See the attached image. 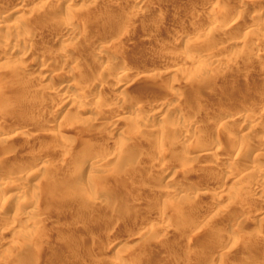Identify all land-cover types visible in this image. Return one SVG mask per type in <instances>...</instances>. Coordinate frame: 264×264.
<instances>
[{
  "label": "rangeland",
  "instance_id": "374dc122",
  "mask_svg": "<svg viewBox=\"0 0 264 264\" xmlns=\"http://www.w3.org/2000/svg\"><path fill=\"white\" fill-rule=\"evenodd\" d=\"M132 1L77 0L69 5L71 14L67 10L72 16L41 8L19 10L7 17V23L20 19L28 37L37 31L34 34L43 39L30 45H24L25 39L20 41L21 47L30 46L27 51L31 44L35 49L29 50L26 61L0 60V181L8 186L0 190V209L4 194L13 193L12 199L23 201V208L11 207L3 215L6 219L2 216L0 264H264V233L258 234L264 224V195L258 197L262 176L244 174L253 167L264 169V158L256 156L264 151V122L252 130L248 125L257 121L238 118L224 123L221 118L230 110L264 111V43L258 36L264 32L258 28L264 26V0ZM12 2L0 0V8L12 7ZM142 9L147 15L138 14ZM69 17L78 20L73 22L78 28L72 39L63 37L57 23L59 19L71 21ZM41 21L47 27H43L44 32ZM215 21L220 25L217 29H225V39L237 42L225 52L226 65L222 63L221 70L231 66L226 74L219 70L224 75L216 70L220 65L214 68L218 72H202L185 63L195 54L213 67L214 54L223 49L219 41L225 42L209 34L210 22ZM0 46L5 45L0 42ZM4 48L8 55L9 46ZM60 48L67 49V54H61ZM99 48L101 53L121 60L118 66L123 65L127 75L120 76L118 66L106 63ZM78 59L84 62L82 66L74 64ZM171 65L182 72L169 71ZM52 76L61 90L78 91L82 102L98 101V119L80 104L70 110V103L62 96L42 91ZM124 84L129 85L128 93L122 92ZM167 87L182 96L174 107L178 113L196 105L199 113L189 121L204 126L202 142L182 144L185 139L170 126L171 121H163L162 115L150 110L152 104L168 99ZM126 94L145 110L129 113L128 123L121 128L126 130L124 137L116 134L110 140V121L119 113L117 106ZM221 107L228 113L214 114ZM207 111L214 116L207 117ZM56 119L60 123L50 127ZM141 120L146 127L164 128L151 136L147 128L137 126ZM191 129L192 136L196 132ZM52 133L60 137L50 136ZM64 137L69 138L68 144L62 143ZM119 138L133 140L135 152L120 150ZM210 144L222 148L224 157L214 169L210 167L212 157L194 160L189 150H203ZM86 145L91 149L84 150ZM109 147L122 152L119 158L110 157L102 167L91 166L92 158L106 159ZM159 169L164 173L157 178ZM82 172L92 174L91 186L78 180ZM228 172L232 175L229 178ZM16 181L28 190L19 191ZM176 185L184 188L183 196L170 193ZM96 190L106 194L104 203L96 205L92 195ZM47 196L50 198L45 200ZM34 218L42 221L37 223ZM17 224L22 225L24 234L16 233L13 227ZM121 235L127 240L123 242ZM232 239H237V245L231 244Z\"/></svg>",
  "mask_w": 264,
  "mask_h": 264
},
{
  "label": "bare ground",
  "instance_id": "6f19581e",
  "mask_svg": "<svg viewBox=\"0 0 264 264\" xmlns=\"http://www.w3.org/2000/svg\"><path fill=\"white\" fill-rule=\"evenodd\" d=\"M75 1H77V0H59V1H54V0H29V1H26V0H13V6H12V4H11V6L12 7H8V8H0V28H5L6 30L5 31H3V32H0V42H3V45H5V46H9V52H8V55L5 53V46H0V60L1 59H9V58H11V59H14V58H16L17 60H19V61H21V62H23V61H26L27 60V58H28V56H29V50H32L31 48H33L34 46H33V44H31L32 46H31V48L27 51L26 49H28V48H24V46H20V41L22 40V39H25L26 40V42L24 41V45H26V43L28 44L29 42H36V40H41V39H43L41 36H40V34L39 33H37V34H34V33H36L37 31H35L34 33H33V35H30V37H28L27 35H26V33L24 32L25 30L23 29L24 28V24H22V22L20 21V19H16V20H14L13 22H11V23H7L6 22V19H7V17H9L11 14H13L14 12H16V11H19V10H31L32 12H34V10H39V9H41V8H47V12L49 11H58L59 10V12L61 11V12H64L65 11V13L67 12L68 13V11L70 12V14H71V12H72V10L70 11V9L71 8H69V5L71 4V3H73V2H75ZM219 1V0H218ZM222 1V0H221ZM132 2H134L135 4L136 3H141L142 4V2H140V0H134V1H132ZM151 2V1H150ZM10 3V2H9ZM106 3V2H105ZM153 3H155V2H153ZM241 3V2H240ZM244 3V2H243ZM249 3V2H248ZM108 4V3H107ZM156 4V3H155ZM238 4V3H237ZM242 4V3H241ZM259 4H260V2H259ZM101 5V4H100ZM147 5H149V4H147ZM154 5V4H153ZM153 5H152V7L151 8H153ZM71 6V5H70ZM103 7L105 6V5H102ZM111 5L109 4V7H110ZM136 6V5H135ZM149 7V6H148ZM155 7V6H154ZM106 8V7H105ZM111 9H113L114 7L113 6H111L110 7ZM109 8V9H110ZM157 8V7H156ZM108 9V10H109ZM45 10V9H44ZM44 10H41V11H44ZM68 10V11H67ZM149 10V9H148ZM40 11V10H39ZM137 11V10H136ZM153 11V10H152ZM160 11V10H159ZM260 11V10H259ZM46 12V13H47ZM151 12V11H150ZM231 12V11H230ZM239 12V11H238ZM66 13V14H67ZM138 13V12H137ZM145 13H148V12H146L144 9H142V11L141 12H139L138 14L139 15H142V14H144V15H147V14H145ZM153 13H155V12H153ZM158 13V12H157ZM164 13V12H163ZM191 13V12H190ZM69 14V13H68ZM69 14V16H72V15H70ZM238 14V13H237ZM46 15V14H45ZM47 15H48V13H47ZM234 15H236V14H234ZM134 16H138L137 14H136V12H135V15ZM155 16V15H154ZM52 17V16H51ZM232 17V16H231ZM46 18H48V17H46ZM59 18V17H58ZM138 18V17H137ZM62 19V18H61ZM66 19V18H65ZM69 19H71V17H69ZM68 19V20H69ZM43 20V19H42ZM45 20H47V19H45ZM49 20V19H48ZM47 20V21H48ZM73 20V18L71 19V21L69 22V21H66L65 23L63 22V20H62V22H63V24H62V22L60 21V19H59V22H57L58 23V27L59 26H62V27H60V28H62V30L59 28V30H61L62 31V34H63V37H66V38H74L75 37V34H76V30H77V28L75 27V24L74 23H77V21H72ZM31 21V20H30ZM65 21V20H64ZM34 22H35V19H34ZM50 22V21H49ZM55 22V21H54ZM60 22H61V24H60ZM74 22V23H73ZM35 23H37V21L35 22ZM35 23H33V24H35ZM47 23V22H46ZM56 23V24H57ZM28 24V23H27ZM30 24V23H29ZM38 24V23H37ZM30 25H32V24H30ZM50 25V24H49ZM53 26H56L57 27V25H55V24H52ZM211 25V26H210ZM210 25H209V28H210V31H209V34L212 36V37H214L213 35H217L216 37H218V38H221V39H225V29L223 30V31H220V29H217V25H219V24H217V22L215 21V22H210ZM42 26V27H41ZM46 26V24L44 23V21L42 22L41 21V24H40V27L41 28H47V27H45ZM77 26V25H76ZM220 26V25H219ZM27 27V26H26ZM34 27V26H33ZM35 28H37V25H36V27ZM44 28H43V30H42V32H44ZM208 28V29H209ZM221 28V27H220ZM258 28H262V29H264V26H263V24H261V25H259L258 26ZM39 28H37L36 30H38ZM229 29V28H228ZM1 30V29H0ZM22 30H24V31H22ZM28 30V29H27ZM32 30V29H31ZM57 30V29H56ZM222 30V29H221ZM231 30V29H230ZM41 31V30H40ZM61 31H60V34H61ZM228 31V30H227ZM33 32V31H32ZM31 32V33H32ZM39 32V31H38ZM42 32H40L41 34H42ZM59 32V31H58ZM227 33V32H226ZM30 34V33H29ZM59 34V35H60ZM61 34V35H62ZM45 35V34H44ZM44 35H43V37H44ZM60 35V36H61ZM77 35V34H76ZM259 37H261V41H263V43H264V32L262 33V34H260V35H258ZM41 37V38H40ZM209 37V36H208ZM215 37V38H216ZM56 38V37H55ZM217 38V39H218ZM51 39V38H50ZM208 39V38H207ZM47 40V39H46ZM180 40V39H179ZM219 40V39H218ZM182 41V40H181ZM203 41H205V40H203ZM217 41V40H216ZM175 42V41H174ZM220 42V43H219ZM219 42H216L217 43V46H218V43L219 44H221V46L223 47V49L220 47L219 49H222V50H219L220 52H216L215 54H214V63H213V67H211V66H208V65H205L204 63H202L201 62V59H200V55H195V54H190L188 57H187V59H186V61H185V63L187 64V65H191V66H193L192 68H194V67H198V70H200V71H202V72H207V71H211V70H215L214 68H216V67H218L219 65V68L218 69H216V70H221V65H222V63L223 64H225L224 63V61H226V51H227V49L228 48H230L231 46H234V44L235 43H237V42H235V41H230V40H228V38L227 39H225V42L223 41V43H221L222 41L220 40ZM240 42V41H239ZM171 43H173V42H171ZM215 43V44H216ZM35 44V43H34ZM175 44H177V43H175ZM178 44H180L179 42H178ZM28 45H30V43L28 44ZM224 45V46H223ZM36 46H38V45H36ZM260 46V45H259ZM67 47V46H66ZM103 47V48H102ZM101 48H102V50L104 49V47L105 46H102ZM96 48V47H95ZM101 48H99L100 50V53H99V55L106 61V63H109L111 66H118V64L120 63V61L118 60V58H113V57H111L109 54L107 55V54H103V53H101ZM233 48V47H232ZM231 48V49H232ZM34 49V48H33ZM40 48L39 47H37V49L36 50H39ZM43 49V48H42ZM61 49V48H60ZM97 49V48H96ZM230 49V50H231ZM88 50V49H87ZM229 50V51H230ZM33 51V50H32ZM34 51H35V49H34ZM58 51H59V49H58ZM86 51V50H85ZM29 52V53H28ZM60 52V51H59ZM67 52H68V50L67 49H61V54H67ZM83 52V51H82ZM87 53H88V51H86ZM91 51L89 50V53H90ZM103 52V51H102ZM78 53V52H77ZM80 53V52H79ZM83 53H85V52H83ZM86 53V54H87ZM5 54L7 55V56H5ZM58 54H60V53H58ZM199 54V53H198ZM260 54V53H259ZM258 54V55H259ZM117 56V55H116ZM86 57V56H85ZM128 58H130V57H128ZM93 59V58H92ZM85 61V60H84ZM90 61V60H89ZM118 61H119V63H118ZM127 61H128V59H127ZM126 61V62H127ZM76 62V61H75ZM74 62V64H78L77 65V67L79 66V65H81V64H83L84 62L81 60V59H78L77 60V63H75ZM92 62V61H91ZM129 62V61H128ZM236 62V61H235ZM27 64V63H26ZM185 64V65H186ZM228 64V63H227ZM19 65H20V68H21V64L19 63ZM72 65V64H71ZM109 65V66H110ZM173 65V64H172ZM171 65V66H172ZM184 65V63H183V66H185ZM186 65V66H187ZM215 65V66H214ZM226 65V64H225ZM233 65V64H232ZM25 66V65H24ZM28 66V65H27ZM82 66V65H81ZM110 66V67H111ZM123 65H121V67L120 66H118L117 67V71H118V73H119V75L120 76H122V77H124L125 75H127V70L125 69V68H123L122 67ZM181 66V65H180ZM182 66V67H183ZM224 66V65H223ZM230 66H231V64H228L227 66H225V67H223L222 68V70L221 71H224L225 72V74L229 71V69H230ZM26 67V66H25ZM106 67V66H105ZM22 68H24V67H22ZM21 68V69H22ZM38 69V71L39 72H42V68H37ZM44 69V68H43ZM72 69V68H71ZM184 69V68H183ZM185 69H187L186 67H185ZM46 70V69H45ZM169 70V69H168ZM215 70V71H216ZM167 71V70H166ZM169 71H173V72H182V69H178V67L176 66V65H174V66H172V68L169 70ZM218 71H216V72H218ZM36 72V71H35ZM38 72V73H39ZM154 72V71H153ZM156 72V71H155ZM220 72V71H219ZM260 72V71H259ZM258 71L256 72V73H259ZM158 73V72H157ZM156 73V74H157ZM221 74H223L224 75V73L223 72H220ZM264 73V72H263ZM263 73H261L262 75H263ZM151 74H153V73H151ZM159 74V73H158ZM249 75V74H248ZM259 75V74H258ZM262 75H260V76H262ZM152 77H153V75H151ZM154 76H156V75H154ZM150 77V76H149ZM151 77V78H152ZM259 77V76H258ZM143 78H145V77H143ZM147 78H148V76H147ZM54 76H52V78H50V79H48L45 83H44V85L42 86L43 88H42V91L43 90H45V92H49L50 94H57V95H60V96H62L63 98H64V102L66 101L67 103H70V110H71V108H73V107H71V106H74L75 104H80L81 106H83V110L84 111H86V112H91V114H93V116L96 118V119H98V117H99V110H98V108L96 109L95 108V105L97 104V103H99L98 101H95V102H93V101H91V100H89V101H86V102H82V97H81V94L78 92V91H76V90H72V89H65L64 91H63V89L61 90L60 88H62V87H60V88H58V86H57V83H55L54 82ZM138 79V78H137ZM141 80V79H140ZM142 80H144V79H142ZM250 80V79H249ZM259 80V79H258ZM57 81V80H56ZM235 81H237V80H235ZM250 82V81H249ZM252 82V81H251ZM132 84H134L133 82H132ZM132 84L130 85V86H132ZM234 84H235V82H234ZM92 86V85H91ZM254 86V85H253ZM249 87V86H248ZM255 87V86H254ZM131 88V87H130ZM88 89V88H87ZM87 89H85V90H87ZM128 89H129V85L128 84H124V86L122 87V92H127L128 91ZM166 89H169L168 87L166 88ZM145 90V89H144ZM89 90H87L86 92H88ZM130 91V90H129ZM147 91H149V90H147ZM257 91V90H256ZM85 92V93H86ZM169 97H168V99H166L165 101H160V102H156L155 104H152L151 105V108H150V110H152V112H153V114H155V115H162V119H163V121H164V118L165 119H167V121H171V123L173 124V125H170V123L169 122H167V125H170L171 127L172 126H174V129H175V131L177 132V133H179L182 137H183V139H185L184 141H182V144H183V142H186V141H190V142H192L193 144H197V143H200V142H202V139H204V137H203V135H201V133L203 132V128H204V126H202V125H194V123L193 124H191V122L189 121V120H191L190 118H194L195 116H196V114L197 113H199V111L198 110H196V105L192 108V109H189L188 107V109L189 110H187V112L186 111H184L183 113H178V111H176L177 109L176 108H174L176 105H177V103L181 100V98H182V96H181V94L178 92V91H173L172 89H169ZM250 92V91H249ZM253 92H254V90H253ZM252 92V93H253ZM90 93V92H89ZM128 93V92H127ZM130 93V92H129ZM251 93V92H250ZM130 94H132V93H130ZM89 95V94H88ZM126 95H128V96H125L126 98H123L120 102H119V106H117V107H119L118 108V110H119V113L117 114V116H115V118H113V119H111V121H110V124H111V126L109 127V128H111L110 129V140H112V135H119L120 137H124V135H123V131H126V130H124L123 129V131H122V129L121 128H123L122 126L124 125L125 126V124H126V122H127V119H128V117H127V115L129 114V113H135V114H138V113H140V112H143L144 110H145V108H144V106H141V105H138L137 104V102H135L136 101V99L134 100L133 98L134 97H132L131 95H129V94H126ZM93 96V95H92ZM244 96V95H243ZM141 97V96H140ZM256 97V96H255ZM50 99V98H49ZM238 99H239V97H238ZM249 99H251V98H249ZM256 99V98H255ZM247 100V99H246ZM238 101H241V100H238ZM243 101V100H242ZM241 101V102H242ZM245 101V100H244ZM240 102V103H241ZM263 102V101H262ZM247 103V102H246ZM264 103V102H263ZM191 104V103H190ZM202 104V106H204V104L203 103H201ZM50 105V104H49ZM64 105V104H63ZM115 105V104H114ZM199 105V104H198ZM108 106V105H107ZM112 106V105H111ZM200 106V105H199ZM201 106V107H202ZM210 106V105H209ZM226 106V105H225ZM237 106H238V104H237ZM178 108V107H177ZM223 107H221L218 111L216 110L215 112H214V114L215 113H217V112H224L223 111V109H225V107L222 109ZM231 108V107H230ZM9 108L7 107V110H8ZM42 109V108H41ZM176 109V110H175ZM201 109V108H200ZM203 109H204V107H203ZM2 110V109H1ZM115 110V109H114ZM117 110V109H116ZM206 110L207 109H205L204 110V112H205V114H206ZM225 110H227V109H225ZM228 110H230L229 108H228ZM6 111V110H5ZM10 111V110H9ZM69 111V109L67 110V112ZM200 111H202V110H200ZM211 111V110H210ZM99 112V113H98ZM203 112V111H202ZM225 112H227V111H225ZM224 112V113H225ZM262 112V111H261ZM4 113V112H3ZM201 113V112H200ZM223 113V114H224ZM228 113V112H227ZM222 114V115H223ZM226 114V113H225ZM219 115H220V113H219ZM9 116V115H8ZM211 116H214L213 115V113L211 114V112L209 113L208 111H207V117H209V118H211ZM102 116H101V114H100V118H101ZM93 118V117H92ZM133 118V117H132ZM198 118H199V116H198ZM221 118H223L224 119V121H222V122H224V123H229V122H232V121H234L235 119L237 120L238 118H243V119H252V121H257L255 124H251L250 122H252L251 120L249 121V123L251 124H249L248 126V128L249 129H252V130H254V129H257V126H259L260 124H262V122H264V111L262 112V113H260V112H249L248 110L247 111H243V110H239V111H233V110H230V112L228 113V114H226V115H224V116H222ZM94 119V118H93ZM139 119V118H138ZM193 120V119H192ZM222 120V119H221ZM0 121H2L1 119H0ZM62 121V120H61ZM205 121V120H204ZM209 121V120H208ZM246 121V120H245ZM46 122V121H45ZM58 122H59V120H54V122H52V125L50 126V127H54V126H57L58 125ZM137 122V121H136ZM48 123V122H47ZM60 123V122H59ZM63 123V122H62ZM128 123V122H127ZM169 123V124H168ZM245 123V122H244ZM254 123V122H253ZM132 124V123H131ZM134 124V123H133ZM138 125V127H140V128H143V127H145V128H147L146 130H147V132L149 133V134H151V136L152 135H154L155 136V134L157 133V132H159V130H161V129H163V128H161V127H152V126H147L146 127V122L144 121V120H141V121H138V123H137ZM166 124V123H165ZM165 124H161V125H165ZM48 125V124H47ZM221 126V125H220ZM62 127V126H61ZM166 127V126H165ZM247 127V126H246ZM125 128V127H124ZM128 128V127H127ZM190 128H192L193 129V131H195L196 133H194L192 136H191V133H190ZM258 128H262V127H258ZM45 129V128H44ZM47 129H48V127H47ZM169 129V128H168ZM191 129V130H192ZM41 130V129H40ZM46 130V129H45ZM44 130V131H45ZM49 130V129H48ZM138 130V129H137ZM140 130V129H139ZM138 130V131H139ZM263 130H264V128H263ZM128 131V130H127ZM162 131V130H161ZM262 131V130H261ZM46 132V131H45ZM172 132V131H171ZM175 132V133H176ZM34 133V132H33ZM48 133H50V132H48ZM126 133V132H125ZM124 133V134H125ZM161 134H162V132H160ZM200 133V134H199ZM2 134V133H1ZM36 134H38V133H36ZM39 134L41 135V136H43L44 134L41 132L40 133V131H39ZM43 134V135H42ZM45 134H47V133H45ZM121 134L123 135V136H121ZM50 136H54V137H56L55 135H57V134H49ZM126 135V134H125ZM132 135V134H131ZM138 135V134H137ZM39 136V135H38ZM45 136V135H44ZM48 136V135H47ZM159 136V135H158ZM177 136V135H176ZM60 137V136H59ZM59 137H56V138H59ZM133 137V136H132ZM157 137V136H156ZM1 138H3V137H1ZM7 138V137H6ZM134 138V137H133ZM136 138V137H135ZM179 138V137H178ZM69 138H66L65 139V137H64V140H63V144H68V140ZM114 139V138H113ZM144 139V138H143ZM245 139V138H244ZM72 140V139H71ZM135 140V139H134ZM145 140H146V138H145ZM156 140V139H155ZM160 140V139H159ZM216 140V139H215ZM214 140V141H215ZM251 140V139H250ZM4 141V140H3ZM59 141H60V139H59ZM131 141H133V140H131ZM131 141L130 140H126V139H123V138H119V140H118V146L119 147H121V148H119L120 150L122 149V151L123 152H126V153H130V152H133L134 151V148L132 147V145H131ZM231 141V140H230ZM244 141V140H243ZM242 141V143H241V145L243 144V143H245V141L243 142ZM60 142V143H61ZM114 142H116L115 140H114ZM135 142V141H134ZM249 142H251V141H249ZM117 143V142H116ZM133 143V142H132ZM186 144V143H185ZM192 144V145H193ZM140 145V144H139ZM211 145V144H210ZM210 145H206L208 148H206L205 147V149H203V150H194V148L191 150V147H189V150L192 152L191 154H193V156H191V157H193V159L194 158H197V157H200V156H204L205 157V155H207V156H210V157H212V159H213V162L210 164V167H211V169L213 168L214 169V167H216V165H219V163L224 159V157H223V153H222V148H220V147H217L216 148V146H215V148L211 145V147H210ZM229 145V144H228ZM244 145H246V144H244ZM66 146V145H65ZM92 146V145H91ZM134 146V145H133ZM185 146H190V144H186ZM90 146L89 145H86L85 146V148H84V150H87L88 151V149H91V147L89 148ZM241 149H243L242 147H241ZM118 149H116V148H113V147H109L108 149H107V154L105 155L106 156V159H103V158H101L100 159V157L99 158H97V159H93L92 158V162L90 163L91 164V166H95V167H102L103 165H104V163H105V161L106 160H108L110 157H113V156H116V157H118V155H120L119 154V152L117 151ZM119 150V151H120ZM143 150V149H142ZM246 150V149H245ZM90 151V150H89ZM262 151V150H261ZM259 152L256 156H258L257 158H264V151H262V152ZM5 152H6V150H5ZM135 152V151H134ZM243 152V151H242ZM125 153V154H126ZM124 154V155H125ZM132 154V153H131ZM136 154V153H135ZM239 155V154H238ZM240 155H241V153H240ZM104 156V155H103ZM105 156H104V158H105ZM130 156V155H129ZM132 156V155H131ZM125 157H127V156H125ZM209 157V158H210ZM238 157V156H237ZM249 157V156H248ZM95 158V157H94ZM119 158V157H118ZM240 158H241V156H240ZM141 159V158H140ZM199 159V158H198ZM255 159H256V157H255ZM3 160V159H2ZM11 160V159H10ZM195 160V159H194ZM33 162V161H32ZM235 162V161H234ZM234 162H232L233 164H235ZM252 162V161H251ZM250 161H249V163H251ZM1 164H3V162L1 163ZM14 164V163H13ZM207 165V164H206ZM209 165V164H208ZM13 167V166H12ZM162 167H164V166H161V168ZM209 167V166H208ZM17 168V167H16ZM165 168V167H164ZM217 168V167H216ZM229 168V167H228ZM15 169V168H14ZM84 169H85V167H84ZM210 169V170H211ZM221 169V168H220ZM12 170V169H11ZM18 170H20V169H18ZM83 170V169H82ZM7 171H10V170H7ZM6 171V172H7ZM15 173H16V170L14 171ZM19 172V171H18ZM247 172V171H246ZM12 173H13V170H12ZM163 170H161V169H159L158 171H157V173H156V177L157 178H159V177H161L162 175H163ZM165 173H166V171H165ZM229 173V172H228ZM253 174V175H256V176H259V177H261L262 176V178H261V182L262 183H260V184H262L261 185V189H259L260 191V194L258 195V197L260 198V197H262L263 195H264V169H256V168H250V170L248 169V172L247 173H244L245 175H249V174ZM212 174V173H211ZM243 175V174H242ZM226 176V175H225ZM232 175H230V173L227 175V178H229V177H231ZM10 177V176H9ZM8 177V178H9ZM20 177H22V176H20ZM163 177V176H162ZM213 177V176H212ZM241 177V176H240ZM7 177H6V179H8ZM80 178V179H79ZM13 179V178H12ZM1 180V179H0ZM14 180V179H13ZM78 180L80 181V182H83L82 184H87V185H89V186H91V180H92V174L91 173H89V172H82L81 173V177L79 176L78 177ZM4 181V180H3ZM0 181V190L2 189V188H7L8 186H6V182L4 181ZM9 182H11V179H10V181ZM78 184H80V183H77V185ZM81 185V184H80ZM159 185V184H158ZM15 186H17V189H19V191H21V192H23L24 191V189L25 190H28L27 188H29L27 185L25 186V184L24 183H22L21 181H16V185ZM26 187V188H25ZM119 188V187H118ZM156 188V187H155ZM6 190H8V189H6ZM95 190V189H94ZM116 190V189H115ZM153 190V189H152ZM104 191V190H103ZM169 191V190H168ZM26 192V191H25ZM94 193L92 194L93 195V197H94V200H95V202H96V205L97 204H99V203H101L102 204V202L104 203V201H105V198H106V194L104 193V192H101V191H93ZM96 192V193H95ZM257 192V191H256ZM258 192V193H259ZM170 193L171 194H173V195H175V196H183L184 195V193H185V191H184V188H182V186H175V187H173L172 189H170ZM221 193H223V192H221ZM13 194V193H12ZM12 194L11 195H8V196H5V194H4V196H3V199H1L2 201H4V202H2L3 203V207H2V209H0V229H4V221H2L3 219V217L6 219V216H3L5 213H6V211H8V209L9 208H23L22 207V204H20V201H18V200H16V199H12L13 198V196L15 195V194H13V196H12ZM216 194V193H215ZM226 194V193H225ZM251 194V193H250ZM253 194H255V192L254 193H252V196L251 197H253ZM30 195V194H29ZM91 195V196H92ZM218 195V194H217ZM220 195H222V194H220ZM220 195H218L219 197H221ZM249 195V194H248ZM257 195V194H256ZM255 195V196H256ZM29 197V196H28ZM57 197V196H56ZM180 197H179V199H180ZM1 198H2V196H1ZM32 198V197H31ZM36 197H34L33 199H35ZM50 198V196H47V198L45 199V200H48ZM52 198V197H51ZM225 198V197H224ZM37 199H39V197L37 198ZM36 199V200H37ZM91 200V199H90ZM94 200H92V202L94 201ZM31 201V200H30ZM107 201V200H106ZM21 202H23V201H21ZM35 202V201H34ZM38 203V202H37ZM94 203V202H93ZM231 203V202H230ZM39 204V203H38ZM37 204V205H38ZM23 205H26L25 204V201H24V204ZM31 205V204H30ZM36 205V206H37ZM27 206V205H26ZM225 207V206H224ZM128 208V207H127ZM35 210H36V208H34ZM33 209V210H34ZM38 211V210H37ZM130 211V210H129ZM227 211V210H226ZM95 212H98V210L96 209L95 210ZM128 212V211H127ZM33 213H34V211H33ZM32 213V214H33ZM20 214V213H19ZM29 214V213H28ZM31 214V213H30ZM35 214H37V213H35ZM24 215V214H23ZM3 216V217H2ZM22 216V215H21ZM25 216H26V213H25ZM29 216V215H28ZM30 217V216H29ZM48 217V216H47ZM22 218V217H21ZM35 219V218H34ZM42 218H36L35 220H36V222L37 223H39V221L41 220ZM162 219V218H161ZM30 220H31V218H30ZM42 221V220H41ZM44 221V220H43ZM17 222H19V220L17 221ZM27 222H28V220H27ZM34 222V221H33ZM35 222V223H36ZM29 223V222H28ZM32 223V222H31ZM34 223V224H35ZM7 224V223H6ZM15 223L13 222V225H14ZM261 225V224H260ZM259 225V226H260ZM6 226V225H5ZM263 227H259V231L258 232H260V233H258V234H260L261 236H262V233H264V224L262 225ZM163 227V226H162ZM9 228H10V226H9ZM14 230L16 231V233H21V234H24V231L22 230V225H20V224H17V225H15L14 227ZM257 228H258V226H257ZM6 229V228H5ZM7 230V229H6ZM5 231V230H4ZM240 233H238V235H239ZM0 235H1V233H0ZM129 236V235H128ZM234 236V235H233ZM232 236V237H233ZM241 236V235H240ZM259 236V235H258ZM237 237V236H236ZM242 237V236H241ZM245 237V236H244ZM257 237V236H256ZM260 237V236H259ZM0 238L1 239H3L1 236H0ZM71 238V237H70ZM234 238V237H233ZM240 238V237H239ZM238 238V239H239ZM253 238V237H252ZM260 238H262V237H260ZM259 238V239H260ZM120 239L124 242V241H126L127 240V237H125V236H122L121 235V237H120ZM241 239V238H240ZM259 239H257V240H259ZM129 240V239H128ZM235 240V241H234ZM236 240L237 239H232L231 240V244L233 245V244H236ZM253 240V239H252ZM257 240H256V242H257ZM4 241V240H3ZM31 241V240H30ZM238 242V241H237ZM251 242V241H250ZM249 242V243H250ZM253 242V241H252ZM258 243L259 244H261V241L259 242L258 241ZM257 243V244H258ZM264 243V242H263ZM252 245L254 244V242L253 243H251ZM256 244V243H255ZM259 244H258V246H259ZM237 245V244H236ZM257 246V245H256ZM213 247V246H212ZM24 251V250H23ZM26 253V252H25ZM120 261V260H119ZM118 261V263H121V262H119ZM252 261V260H251ZM255 261V260H254ZM117 263V262H116ZM41 264V263H40ZM44 264V263H43ZM124 264V263H123Z\"/></svg>",
  "mask_w": 264,
  "mask_h": 264
}]
</instances>
